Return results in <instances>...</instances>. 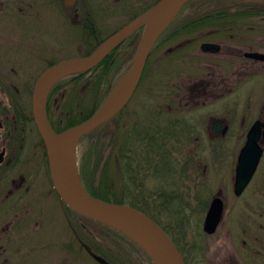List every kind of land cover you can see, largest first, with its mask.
<instances>
[{"label":"flooded vegetation","instance_id":"obj_1","mask_svg":"<svg viewBox=\"0 0 264 264\" xmlns=\"http://www.w3.org/2000/svg\"><path fill=\"white\" fill-rule=\"evenodd\" d=\"M2 0V3H5ZM10 1V0H9ZM90 1V0H88ZM104 1V0H102ZM29 9H14L10 8L8 3L6 7H0V62L18 61L22 63H31L30 60L41 61L47 67L56 62L72 57L73 49L72 39L76 41V32H74V24H79L86 27L91 33L93 28V8L87 6L83 0H76L74 5H67L66 0H26ZM37 6V8H35ZM48 7L50 9H45ZM108 10L104 5L98 9V12ZM198 12L191 9L189 14ZM47 14H54V17L66 16L70 27L63 23L64 32L68 37V43L61 45V37L55 31L51 36L46 37V32L49 29L37 30L34 25L25 23L23 19L30 17H38L39 20ZM20 22L18 25H12L10 22ZM19 19V20H17ZM21 20V21H20ZM44 23V21L40 20ZM8 22V24H3ZM30 24V25H29ZM205 30L217 32V36L222 39L214 42L220 45V49L216 53L203 52L201 45L203 42H213L212 33L206 34ZM58 32V31H57ZM177 27L171 29L164 35L162 45L155 48V56L153 58L154 68L155 63L163 60L164 56L175 54L181 50L180 66L176 62L170 65L168 72L164 75L167 79V84H160L161 89L169 88V94L162 95L149 89L147 97L150 100H156L155 104L148 105L150 112L165 111L171 113L179 127L184 128L181 137H177V141L185 143L189 139L198 140L200 135H193L201 127L206 124L208 130V139L211 140H245L246 133L243 132L238 136L237 132H232V117L226 114L237 112L238 106V87L240 82L246 76H259L249 78L247 81L261 80L264 81V61L251 57V52L264 53V25L263 26H242V25H218V26H203L190 25L182 26L181 40L174 46L171 44L177 39L175 34ZM35 41H33L35 38ZM209 38L210 40H206ZM261 38V41L257 40ZM18 41V42H14ZM238 41L253 42L247 44V49L238 46ZM26 48L29 54L27 58L21 59L20 54ZM28 48H30L28 50ZM80 49L83 46L79 47ZM85 49V47L83 48ZM28 50V51H27ZM82 54V53H81ZM38 63V62H36ZM46 67V68H47ZM160 69V65L158 66ZM44 70V69H43ZM1 74L5 75L3 72ZM261 76V77H260ZM153 75H149L151 79ZM185 79V80H184ZM178 81H185V84L180 85L184 88L183 104L174 103L180 96ZM67 91V88L64 90ZM256 88L250 90V103ZM62 90H57L51 93L49 100H53L54 106L60 108L59 96ZM229 97V98H227ZM226 99L220 108L221 112L209 113L206 110L209 102ZM160 100L174 104H162ZM264 106V103H263ZM250 108L251 105H246ZM31 109L27 113L23 108H16L15 115L17 120H12L7 108L0 106V264H29L31 254L29 240L31 236L37 234V230L41 226L43 228V219L40 215L45 209L46 198L59 206L63 217L68 222V227L71 233L70 242L66 245H61L65 252L60 260H55L57 264H75L70 262L71 256H77L75 248L76 240V215L69 212L67 206L59 200L56 193L49 169V162L45 154L43 141L38 133L35 121L31 119ZM49 115L53 117L50 112ZM56 116V115H55ZM53 119L56 121V117ZM132 116L127 112L122 113V123L129 121ZM136 117V116H134ZM264 121V112L260 117ZM52 123V120H50ZM223 121L228 125V131L225 135H220L215 132L214 123ZM53 125V124H52ZM56 131L57 128L53 125ZM222 132V131H220ZM34 133L37 143L41 148L40 156H24V144L21 146L20 152H15L13 148L14 139H25L24 136ZM263 138V134L259 135ZM36 143V145H37ZM153 173H159L166 179L171 178L169 190H176L185 193V160L178 156H155V159L149 160ZM179 183V178L183 176ZM51 204V205H53ZM44 205V206H42ZM53 205V206H54ZM39 208V209H38ZM38 209V210H37ZM34 222L32 220L33 212ZM67 227V225H66ZM261 241V239H260ZM42 247H45L43 245ZM232 264H237L233 261Z\"/></svg>","mask_w":264,"mask_h":264},{"label":"rangeland","instance_id":"obj_2","mask_svg":"<svg viewBox=\"0 0 264 264\" xmlns=\"http://www.w3.org/2000/svg\"><path fill=\"white\" fill-rule=\"evenodd\" d=\"M83 1L88 7L91 6L93 8V15H90L88 18L92 19L93 17L97 34L92 39L84 34L86 33L84 26L79 24L71 26L68 21L69 17L64 15L54 17V14H47L44 18L40 19L44 23L37 16L23 19L22 21L34 25L37 30H43L41 26L51 30V32H46V37L51 36L55 32L53 30L58 28V32L56 31L55 33L59 34L61 41L65 39L61 43L62 46L69 44L63 27V23L67 22L65 26L74 27V32L84 31L82 33L89 41L84 47L91 46L92 48L99 39L107 38L114 31L122 27L134 14L143 11L157 0ZM4 2L2 3V0H0V7L3 5L6 7L5 4L8 3L10 8L29 9L26 0H8ZM229 2L235 3L234 0H203L199 4H192V9L196 11L201 9V7L204 8L212 4L219 7L234 6L228 5ZM251 3L255 5L260 4L257 1ZM101 5L106 6L108 10L98 12ZM45 9L50 8L45 7ZM184 16L185 19L188 17V8L180 13L177 22L172 27L179 25L183 21ZM3 24H8V22H3ZM10 24L18 25L20 22H16V19H14ZM36 39L38 38L36 37L33 41ZM138 39L139 34L129 44L123 46L121 51L117 52L116 55L121 52H127L128 58L133 61L136 52L134 44ZM257 40L261 41V38ZM238 42V46L244 49H247V44L253 43L249 41ZM72 43L73 49L76 50V52H73V56L76 53H81L79 47L82 46V41L78 33L77 41L72 39ZM177 43L175 42L171 46ZM133 48H135L133 53L129 54V51ZM28 55L25 48L20 57L21 59H25ZM29 62L31 63L25 64L18 61L0 62V72L5 74L0 73V106L3 109L7 108L9 110L12 120H17V116L15 115L16 108H23L27 113L30 112L35 81L46 66L41 61L30 60ZM159 62L158 60L155 63V68H149L148 74L150 76L154 73H159ZM124 70L125 66L120 67L117 70V74L119 75ZM162 77V73L156 76L157 79ZM252 77L259 76H246L240 81L242 83L239 84L238 96L236 97L238 99V111L226 114L234 119L232 121V132H237L238 136L243 132L246 133L250 125L260 118L264 112V81L258 80V78L254 81H247ZM151 79L148 78V81L147 78L145 79L143 85H141L127 105L126 112L139 113L141 111L140 103L141 101H146L143 94L150 88L159 87L156 84L150 83ZM178 83L179 87L177 88L180 90V96L174 103L183 104L185 93L183 92L184 88L180 87V85L185 84V81H178ZM253 88H256V91L252 95V103H250L249 92ZM223 101H226V99L209 102V107L206 110L209 113L221 112L220 108L224 104ZM246 105H251V107L247 108ZM105 129L108 134L112 130V127L109 124ZM193 135H200L202 138L198 140L189 139L184 143V146L171 144L173 155L178 154L179 158L185 160V180H181L185 182V193L178 192L180 196V200H178L180 208H176L177 205L171 207V211L175 208L180 212L174 214V216H170L169 221L167 220L171 224V230L175 238L181 244L183 251L187 253L190 264H232L234 263L233 261H236L237 264H264V155L249 186L241 196H236L233 187L235 168L239 150L245 140L236 141L229 138L226 140L208 139L206 124L198 130V133L196 132ZM24 137L25 139H14L13 148L15 152L21 153L20 149L24 144V150L22 151L24 156H40L39 152L41 148L37 143L34 133ZM80 148L81 146L77 145V159L78 157L80 159ZM107 155L108 152H105L103 161ZM182 177L184 175L179 178L180 184L182 183L180 181ZM216 194H220L224 199V218L215 234L204 235L202 224L209 204ZM43 202H45V209L40 218L43 219L44 226L43 228L40 226L39 229H36L37 234L30 237L29 246L32 256L29 264H57L55 260H60L65 255V252H61L63 250L61 245L64 243L67 245L70 242V232L66 227L65 219L59 206L54 205L49 198H46ZM37 210L33 212V222V218H35L34 213H37ZM43 245L45 247H42ZM76 250L77 256H71L70 262L75 264H98L95 259L87 257L84 250L80 251L81 247L79 243H77Z\"/></svg>","mask_w":264,"mask_h":264},{"label":"trees","instance_id":"obj_3","mask_svg":"<svg viewBox=\"0 0 264 264\" xmlns=\"http://www.w3.org/2000/svg\"><path fill=\"white\" fill-rule=\"evenodd\" d=\"M229 10L231 7L200 14L186 22L185 26L233 24L227 21L231 18ZM236 13L241 19L262 18L264 6L241 5L236 7ZM215 38L218 37L215 35ZM129 43L130 40L124 45ZM116 54L117 51L113 52L91 71L64 78L53 88L51 93L70 86L65 94L61 92L59 96L60 108H53V100H49V112L52 116L56 115L58 130L80 124L106 102L119 75L130 67L127 54ZM122 66L125 70L118 75L117 70ZM121 117L122 112L113 120L108 134L105 125L82 137L79 175L83 187L97 198L130 204L152 217L171 235L186 263L190 264L168 222L170 216L180 212L175 208L171 211L173 205L180 208L179 191L169 190V179L153 173L149 162L155 156H170L171 129L178 124L172 114L160 112L145 111L132 122H125L126 125ZM105 152L108 155L103 161ZM68 210L76 215L77 240L81 249L91 254L98 264H155L142 246L126 233L70 208Z\"/></svg>","mask_w":264,"mask_h":264},{"label":"water","instance_id":"obj_4","mask_svg":"<svg viewBox=\"0 0 264 264\" xmlns=\"http://www.w3.org/2000/svg\"><path fill=\"white\" fill-rule=\"evenodd\" d=\"M188 1L190 0H160L103 41L90 55L64 60L49 67L38 79L32 98L34 119L47 149L53 184L61 199L81 214L116 227L134 238L156 264H185V261L170 236L152 218L130 205L95 198L80 182H75L65 165L64 145L69 136L81 135L97 128L113 118L127 104L139 84L148 55L160 34L154 37L157 19L165 12L173 8L178 9ZM68 3L73 5L75 0H68ZM141 28H143L141 39L130 70L131 80L123 97L109 108L106 103L83 123L57 134L47 115V98L52 86L66 75L95 68ZM202 47L211 51L219 48L218 45L210 43L203 44ZM251 55L257 59H264L262 54ZM263 127L264 123L260 121L252 126L248 141L239 155L235 182L237 195L242 194L252 179L263 155V148L258 144L259 132ZM223 209V200L219 197L214 198L204 221V230L207 233L212 234L216 231L223 217Z\"/></svg>","mask_w":264,"mask_h":264},{"label":"bare ground","instance_id":"obj_5","mask_svg":"<svg viewBox=\"0 0 264 264\" xmlns=\"http://www.w3.org/2000/svg\"><path fill=\"white\" fill-rule=\"evenodd\" d=\"M176 8H173L167 12H165L160 18L157 19V22L155 23V36L156 37L174 18L176 14ZM131 72L128 73L127 76L122 78L117 86L115 87L113 93L111 94L108 102H107V108L113 106L116 104L117 101H119L124 93L126 92L130 80H131ZM79 135L75 134L72 136H69L67 140L65 141L64 145V158H65V165L67 167V170L69 172V175L75 182H79L78 174H77V143H78Z\"/></svg>","mask_w":264,"mask_h":264}]
</instances>
